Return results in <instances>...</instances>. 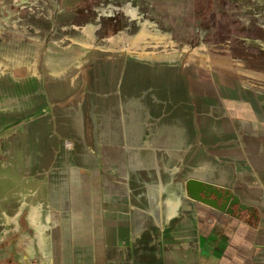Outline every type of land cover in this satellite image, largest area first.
I'll list each match as a JSON object with an SVG mask.
<instances>
[{
	"label": "crops",
	"instance_id": "obj_1",
	"mask_svg": "<svg viewBox=\"0 0 264 264\" xmlns=\"http://www.w3.org/2000/svg\"><path fill=\"white\" fill-rule=\"evenodd\" d=\"M6 27L0 25V155L3 129L26 127V153H15L33 163L26 175L44 176L50 169L35 167L47 159L39 137L59 140L55 159L91 178L78 180L89 184V198L81 189L77 198L78 207L92 209L81 221L102 224L98 235L90 232L103 250L96 261L264 264V90L217 73L180 75L174 53L120 45L93 47L68 70L66 45L52 52L37 40L5 39ZM174 160L178 168L187 162V178L231 191L251 219L213 207L174 214L184 197L174 186ZM19 175L0 168V215Z\"/></svg>",
	"mask_w": 264,
	"mask_h": 264
},
{
	"label": "rangeland",
	"instance_id": "obj_2",
	"mask_svg": "<svg viewBox=\"0 0 264 264\" xmlns=\"http://www.w3.org/2000/svg\"><path fill=\"white\" fill-rule=\"evenodd\" d=\"M69 1L72 0H61V4L60 0H0V25L13 29L8 31L6 27L4 38L37 40L42 50L49 47L52 52L56 44L66 45L68 70L75 58L88 56L93 47L113 50L117 49L114 45H120L156 55L174 53V68L180 75L191 69L195 73L204 71V76L217 73L228 82L234 80L264 90V2L77 0L70 6L65 4V9L64 3ZM26 131V127L3 129L0 168L7 172L13 169L22 175L14 178L15 190L10 198L13 201L2 208L0 215V264H56L54 258L58 264H100L96 257L103 250L100 244L96 246L90 232L97 230L98 235L102 224L95 225V229L93 224L81 221L86 220L92 209L78 207L77 198L80 189L85 190L82 196L89 198V184L79 187L78 180L82 178L84 183L91 178L80 175L77 165H65L55 159L54 148L59 140L55 143L51 137L41 138L37 129L33 138L36 143L38 137L40 143H45L47 159L35 167L50 169V174L26 175L31 161L19 159L15 153L16 148L19 157L26 153ZM12 136L19 137L15 141ZM70 142L66 138L63 144L69 148ZM176 163L174 160V167L178 168ZM177 168L174 186L184 191V197L174 214L182 217L210 211V206L192 202L185 194V179L192 176L187 162ZM177 198L174 197L175 206ZM33 209L37 216L34 223ZM221 214L228 213L221 211ZM7 215L12 217L9 220L14 228L6 223ZM46 217L47 222L41 224ZM241 217L251 219L247 212H242ZM28 224L34 229L35 240Z\"/></svg>",
	"mask_w": 264,
	"mask_h": 264
},
{
	"label": "water",
	"instance_id": "obj_3",
	"mask_svg": "<svg viewBox=\"0 0 264 264\" xmlns=\"http://www.w3.org/2000/svg\"><path fill=\"white\" fill-rule=\"evenodd\" d=\"M251 1L258 3L264 2V0ZM184 184L186 196L193 199L194 201L201 202L219 211L232 214L237 218H242L241 213L244 211H249L254 214L246 205L240 203L239 199L229 190L221 189L195 178H186ZM201 193H203L205 197H202ZM220 199L225 203V205L224 203L220 205L217 203V201Z\"/></svg>",
	"mask_w": 264,
	"mask_h": 264
},
{
	"label": "flooded vegetation",
	"instance_id": "obj_4",
	"mask_svg": "<svg viewBox=\"0 0 264 264\" xmlns=\"http://www.w3.org/2000/svg\"><path fill=\"white\" fill-rule=\"evenodd\" d=\"M59 1V0H58ZM65 1H68V0H65ZM73 1L74 2H76L77 0H72L71 2L69 1V2H67V3H64V8H65V4H66V6H70V5H72V3H73ZM60 4H61V0H60ZM68 4V5H67ZM81 9H79L80 11L82 10V7H80ZM66 9V8H65ZM85 10H87V8L85 9ZM201 196L202 197H205V195L203 194V193H201ZM217 203L220 205V204H222V203H224V202H222V200L220 199V200H218L217 201ZM224 205H225V203H224ZM235 213H238V212H235ZM238 214H240V213H238ZM232 215V214H231Z\"/></svg>",
	"mask_w": 264,
	"mask_h": 264
},
{
	"label": "bare ground",
	"instance_id": "obj_5",
	"mask_svg": "<svg viewBox=\"0 0 264 264\" xmlns=\"http://www.w3.org/2000/svg\"><path fill=\"white\" fill-rule=\"evenodd\" d=\"M173 201H174V200H173ZM173 203H174V202H173ZM173 203L169 202V204H171V205H172ZM173 206H174V205H173ZM35 212H36L35 209H33L32 212H31V213H32V214H31V215H32V216H31V220H32L33 223H34L33 220H35L34 218L37 217V216H35ZM47 220H48V218L46 217L44 220L41 221V224L44 225V223H46ZM43 225H42V226H43Z\"/></svg>",
	"mask_w": 264,
	"mask_h": 264
}]
</instances>
